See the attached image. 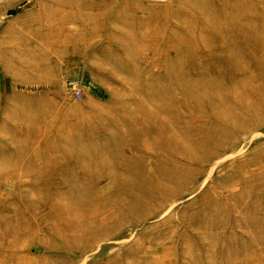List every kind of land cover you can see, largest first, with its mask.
<instances>
[{
    "label": "rangeland",
    "instance_id": "374dc122",
    "mask_svg": "<svg viewBox=\"0 0 264 264\" xmlns=\"http://www.w3.org/2000/svg\"><path fill=\"white\" fill-rule=\"evenodd\" d=\"M0 264H264V0H0Z\"/></svg>",
    "mask_w": 264,
    "mask_h": 264
}]
</instances>
